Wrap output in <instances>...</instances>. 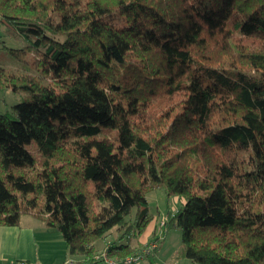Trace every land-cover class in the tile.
Returning <instances> with one entry per match:
<instances>
[{"label": "trees", "instance_id": "obj_1", "mask_svg": "<svg viewBox=\"0 0 264 264\" xmlns=\"http://www.w3.org/2000/svg\"><path fill=\"white\" fill-rule=\"evenodd\" d=\"M0 23L26 64L0 67L24 93L0 114V225L33 215L84 264L117 228L124 259L164 189L185 203L159 247L180 230L193 264H264V0H0Z\"/></svg>", "mask_w": 264, "mask_h": 264}, {"label": "crops", "instance_id": "obj_2", "mask_svg": "<svg viewBox=\"0 0 264 264\" xmlns=\"http://www.w3.org/2000/svg\"><path fill=\"white\" fill-rule=\"evenodd\" d=\"M144 232L139 238V245L151 242L155 235H159L160 230L156 226L153 230ZM170 232L167 233L154 257L140 264H193L183 256V246H178L170 255L163 253ZM12 260L39 264H84L81 257L69 256L67 243L57 229L48 227L44 221L29 214L23 215L16 226L0 225V264H7Z\"/></svg>", "mask_w": 264, "mask_h": 264}, {"label": "rangeland", "instance_id": "obj_3", "mask_svg": "<svg viewBox=\"0 0 264 264\" xmlns=\"http://www.w3.org/2000/svg\"><path fill=\"white\" fill-rule=\"evenodd\" d=\"M4 27L0 23V39L5 42L7 47L16 48L19 47L17 43H14L11 39L4 37L3 35ZM4 45L0 42V67H3L7 72H19L23 71L26 67L25 62H23L22 58L24 56L18 57L15 54H12L10 50L3 47ZM24 93H15L11 90H2L0 89V114H5L11 110V108L19 104L23 101ZM118 151L114 149L112 151V156L118 155ZM95 156H100V153L95 149ZM148 201L150 204V213L153 216V219L148 223L145 230L146 232L149 230H153L156 226L159 227L160 223L163 219H167L171 217L174 213H176L185 203V198L179 195L177 196H168L164 189H156L152 190L148 193ZM144 230V231H145ZM145 232H143L144 234ZM143 236V235H142ZM178 236H179V245H178ZM119 238V233L117 232V228H114L107 239L100 240L97 242V250L98 253L104 252L107 250L106 247L110 246L113 242H116ZM150 243V242H149ZM148 243V244H149ZM141 245L140 248L148 245ZM183 246L182 243V232L171 231L169 240L163 247L164 254H172L177 247ZM184 247V246H183ZM97 253V254H98ZM154 257V256H153ZM105 264V263H100Z\"/></svg>", "mask_w": 264, "mask_h": 264}, {"label": "built area", "instance_id": "obj_4", "mask_svg": "<svg viewBox=\"0 0 264 264\" xmlns=\"http://www.w3.org/2000/svg\"><path fill=\"white\" fill-rule=\"evenodd\" d=\"M167 219H163L160 223V232L159 235H161V232L166 225ZM159 248V242L158 241H151L148 245L141 248L136 253L127 256L124 259H119L117 257H110L107 253V250L104 252L98 253L95 255L96 261H102L105 264H140L141 262L147 260L148 258H151L154 256L155 252ZM7 264H39L38 262H28L24 260H12Z\"/></svg>", "mask_w": 264, "mask_h": 264}]
</instances>
